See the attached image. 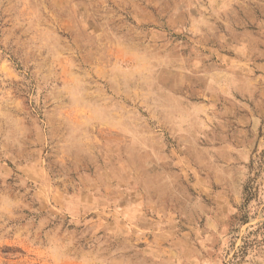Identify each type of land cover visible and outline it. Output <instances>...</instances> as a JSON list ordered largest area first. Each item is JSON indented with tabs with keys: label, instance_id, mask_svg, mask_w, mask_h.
Listing matches in <instances>:
<instances>
[{
	"label": "rangeland",
	"instance_id": "1",
	"mask_svg": "<svg viewBox=\"0 0 264 264\" xmlns=\"http://www.w3.org/2000/svg\"><path fill=\"white\" fill-rule=\"evenodd\" d=\"M0 264H264V0H0Z\"/></svg>",
	"mask_w": 264,
	"mask_h": 264
}]
</instances>
